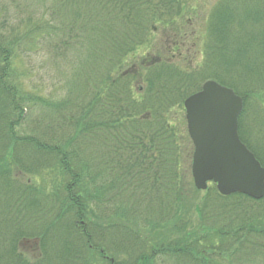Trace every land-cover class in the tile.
Listing matches in <instances>:
<instances>
[{
    "label": "trees",
    "instance_id": "trees-1",
    "mask_svg": "<svg viewBox=\"0 0 264 264\" xmlns=\"http://www.w3.org/2000/svg\"><path fill=\"white\" fill-rule=\"evenodd\" d=\"M182 8L181 0H0V264L109 255L114 264H264V198L223 197L209 185L198 199L177 113L208 80L232 89L243 102L239 138L264 168V116L253 101L264 93V0L215 5L200 68L158 57L126 68ZM46 57L66 64L58 103L22 85L20 60L31 70ZM250 114L258 127L247 129ZM49 170L61 173L50 195L18 176ZM194 208L201 238L183 235L186 225L176 231ZM31 239L32 259L21 250Z\"/></svg>",
    "mask_w": 264,
    "mask_h": 264
},
{
    "label": "rangeland",
    "instance_id": "rangeland-1",
    "mask_svg": "<svg viewBox=\"0 0 264 264\" xmlns=\"http://www.w3.org/2000/svg\"><path fill=\"white\" fill-rule=\"evenodd\" d=\"M220 1L222 0H181L183 6L182 12L178 18H176L174 27H166L164 29L163 27L157 26L154 32L151 33L147 42L148 44L146 43L134 51V56L128 61V66H126V68H130L132 65H135L137 61H140L145 57V59H148L150 62L155 60V58L157 59V57L169 60L181 70L192 71L200 68L204 62L203 49L208 16L215 5ZM10 9L12 11L11 7ZM173 44H175V46ZM45 59L43 65H41V60L39 59L32 60V62L35 63L29 65L31 70H27L23 63L25 62L24 60H20L18 66L21 65L22 67L19 68V71L22 72V75L20 76L23 79L22 85L26 91L34 94L39 93L46 95L49 99L58 103L64 99L68 93V87H64L63 77L60 75L65 71L64 66L66 64H63L62 59H57L56 62H48V57ZM32 68L34 70H32ZM137 89L139 90V86H137ZM253 101L259 106V111H262V115L264 116V93L261 95V98L254 99ZM177 113L183 117L185 115L183 108L181 111L178 110ZM184 123V127L186 128L185 118ZM255 124L253 116L250 114L246 121L247 129H251L253 126L258 127ZM190 148L192 149V144ZM60 175L61 173L57 170H49L33 175L23 174L18 176L22 181L31 182L36 188H42L46 195H50L53 192L54 187L60 182ZM197 192L199 193L198 199L201 200L204 196V192ZM184 225H186V230L183 235H188L187 237L190 238L194 235L199 238L203 237L202 234L205 232L200 230L199 215L195 211V208L191 210L188 218L183 224L176 227V231H179ZM209 234L210 233L205 234L204 237L209 236ZM155 235H157L156 231L147 235L150 245H152L151 239H155ZM34 240L35 239H31L29 243L24 244L21 249L22 252L31 259L35 258L38 254V251H36V245L33 243ZM215 240L217 241V239ZM233 250L234 249H231L230 251V255L232 256L235 254V251ZM112 259V255H109L108 262L100 263L98 258L95 263L91 264H114V262H117ZM110 260H112V263ZM120 260H122V257H120ZM224 264H229V262H224ZM253 264H257V262Z\"/></svg>",
    "mask_w": 264,
    "mask_h": 264
},
{
    "label": "water",
    "instance_id": "water-1",
    "mask_svg": "<svg viewBox=\"0 0 264 264\" xmlns=\"http://www.w3.org/2000/svg\"><path fill=\"white\" fill-rule=\"evenodd\" d=\"M183 108L193 145L191 177L195 189L204 192L212 183L223 197L239 194L262 200L264 168L238 135L242 99L209 80L184 101Z\"/></svg>",
    "mask_w": 264,
    "mask_h": 264
}]
</instances>
